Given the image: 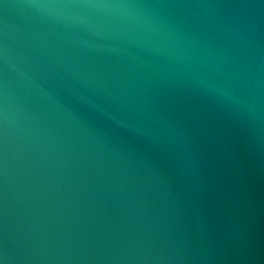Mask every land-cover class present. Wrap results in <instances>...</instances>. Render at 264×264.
I'll use <instances>...</instances> for the list:
<instances>
[{
  "label": "water",
  "instance_id": "obj_1",
  "mask_svg": "<svg viewBox=\"0 0 264 264\" xmlns=\"http://www.w3.org/2000/svg\"><path fill=\"white\" fill-rule=\"evenodd\" d=\"M0 264H264V0H0Z\"/></svg>",
  "mask_w": 264,
  "mask_h": 264
}]
</instances>
